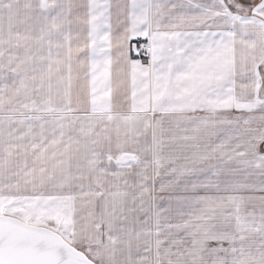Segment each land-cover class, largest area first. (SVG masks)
Segmentation results:
<instances>
[{
    "label": "snow or ice",
    "instance_id": "snow-or-ice-1",
    "mask_svg": "<svg viewBox=\"0 0 264 264\" xmlns=\"http://www.w3.org/2000/svg\"><path fill=\"white\" fill-rule=\"evenodd\" d=\"M0 264H264V0H0Z\"/></svg>",
    "mask_w": 264,
    "mask_h": 264
}]
</instances>
